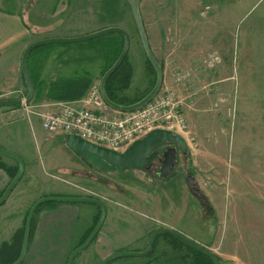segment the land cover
I'll return each instance as SVG.
<instances>
[{"label": "rangeland", "instance_id": "1", "mask_svg": "<svg viewBox=\"0 0 264 264\" xmlns=\"http://www.w3.org/2000/svg\"><path fill=\"white\" fill-rule=\"evenodd\" d=\"M135 1L163 70L157 95L179 102L185 118L184 131L175 130L187 143L185 161L179 155L168 178L156 179L95 156H74L62 135L43 130L40 119L56 111L55 104L85 99L92 86H99L115 60L114 44L122 40L112 34L32 52L28 67L40 68L31 71V101L26 107L0 108V147L24 163L18 188L30 194L31 205L52 195L90 197L105 205L97 237L72 264H98L114 253L141 251L157 229L181 234L220 264H264V0ZM132 18L126 0H0V100L25 98L19 60L30 43L112 26L130 38L128 54L111 80L114 93L125 103L140 100L156 75ZM75 77L89 78L81 98L43 96L54 83ZM0 165L12 179L15 161L0 155ZM16 191L5 203L9 207ZM68 205L77 213L75 236L81 241L98 221L95 205L49 202L39 209ZM170 248L159 238L152 257ZM4 257L0 264L8 263ZM150 258L109 264H144Z\"/></svg>", "mask_w": 264, "mask_h": 264}, {"label": "water", "instance_id": "2", "mask_svg": "<svg viewBox=\"0 0 264 264\" xmlns=\"http://www.w3.org/2000/svg\"><path fill=\"white\" fill-rule=\"evenodd\" d=\"M131 13H132V20H134L135 26H136V32L138 33L140 44L142 46L144 56H146L149 64L151 65L155 71V84L153 88L149 91V93L146 94L142 99L135 102L134 104L130 105H117L113 103L108 97L106 93V84L108 79L112 76V74L117 70V68L120 67V65L123 63L124 59L126 58V55L129 51V43L130 38L127 32H125L124 29L116 26L107 27L100 29L98 31L88 33L81 36H75V37H52V38H46L34 41L30 43L28 46L25 47V49L22 52L20 61V73L22 75L24 85L26 87V96L23 100H0V108L1 107H20L23 103L28 104L33 96V85L28 73V57L29 54L36 48L46 45H63V44H75V43H81L86 41L95 40L104 36L117 34L120 35L123 39V46L122 50L117 56L118 58L116 61L108 68V70L102 75L101 80L99 81V94L103 100V102L106 104V106L110 107L113 110L120 111V112H132L136 111L143 106L146 105V103H149L157 94L158 90H160L162 85V78H163V72L162 68L160 67L159 63L157 62L154 55H152V51L150 49L146 32L144 31L143 21L141 19L140 11L137 2L135 0H126ZM64 144L65 146L71 150L74 153V156H80L84 157V154L95 156L107 164L119 169V170H136L142 171L144 169V164H146L148 161H152L158 158V152L153 151V149L158 145H173L176 146L181 152H186V140L180 136V134L166 129H154L150 132H148L144 137H142L139 140H135L124 152L117 153L108 149H105L103 147H99L90 143H86V141L80 139L79 137L75 135H67L64 138ZM176 148H166L163 153L162 157L163 160L161 161L162 168H161V174L159 177L165 178L167 175L171 173L172 168L174 167V162H176ZM0 155L9 157L11 159H15V161L18 164V169L14 177L11 179L7 187L5 188L4 192L0 196V205L3 204L7 198L9 197V194L13 191L15 188V185H17V182L21 179L23 172H24V163L19 156L13 152H10L8 150L2 149L0 147ZM189 183H191V180H188ZM88 203L95 205L100 210V215L98 218V221L96 222L95 226L93 227V230L91 231V234L87 237L86 240H84V243L77 247L75 250L70 252V255L67 258L66 264H72L74 258L77 254H79L80 251L85 250L92 242L93 239L97 236V234L100 231V227H102L105 217H106V208L103 203H101L100 200L90 198V197H67V196H48V197H41L37 199L32 205H30V209L27 213L25 224H24V230L23 231V237L21 242V248L20 252L17 255V259L11 263V264H21L25 258L27 245H28V239L30 235V229H31V223H32V217L36 211V209L41 206V204L44 203ZM160 235H167L169 237H173L177 240H179L184 245L188 246V248H192L196 250L199 253L204 254L209 260H211L214 264H220L219 260L212 255L209 251H207L204 248H200L197 245H195L193 242L185 238L184 236H181L179 233H175V231L170 229H157L153 231L148 237L147 245L142 251L139 252H119L114 253L109 256H107L104 261L102 260L98 264H109L113 262L114 260L120 259V258H141L146 256L149 253V249H151L155 239L157 236Z\"/></svg>", "mask_w": 264, "mask_h": 264}, {"label": "built area", "instance_id": "3", "mask_svg": "<svg viewBox=\"0 0 264 264\" xmlns=\"http://www.w3.org/2000/svg\"><path fill=\"white\" fill-rule=\"evenodd\" d=\"M99 93L96 84L85 99L55 104L58 109L40 119L43 130L63 137L75 135L86 143L122 153L154 129L183 132L186 128L180 103H173L169 95H156L136 111L120 112L106 106Z\"/></svg>", "mask_w": 264, "mask_h": 264}, {"label": "crops", "instance_id": "4", "mask_svg": "<svg viewBox=\"0 0 264 264\" xmlns=\"http://www.w3.org/2000/svg\"><path fill=\"white\" fill-rule=\"evenodd\" d=\"M65 138V137H64ZM9 169L0 168V196L11 181ZM15 185L14 206L0 205V255L10 262L20 252L25 217L31 196ZM11 192V194L13 193ZM77 213L72 206L40 208L38 217L30 230L25 258L21 264H66L77 234ZM31 238V239H30ZM74 242V243H73Z\"/></svg>", "mask_w": 264, "mask_h": 264}, {"label": "trees", "instance_id": "5", "mask_svg": "<svg viewBox=\"0 0 264 264\" xmlns=\"http://www.w3.org/2000/svg\"><path fill=\"white\" fill-rule=\"evenodd\" d=\"M122 43H123V39L121 40V42L119 44L118 43L114 44L115 47H114V49H112V53H111V56L113 57V59H115L114 62L116 61V59L118 58L117 56H119V54L122 50V46H123ZM36 49H38V48H36ZM32 52L29 54V57L27 59L28 60V62H27L28 66H29V59L31 58ZM38 68H40V66H37V68H35V67L32 68V66H31V69L28 67V73H29L30 79L32 81V84H33V79L31 77V73H32L31 71L34 69L36 71ZM108 68H110V66ZM119 68H117V70L108 79L107 84H106V88H105V90H106L105 94H107V97L113 103H115L117 105H125L126 106V105H130V104H134L135 102L134 103L132 102L130 104L125 103L123 100L119 99L117 97V95L114 93L115 90L112 87V84H111L112 81L111 80L113 79L114 75L118 72ZM107 70L108 69H106V71ZM89 85H90V82H89V78H87V77H84V78L83 77L82 78H76L75 77V78L70 79V80H60V82L54 83V85L49 86L47 89V94L43 95V96L46 99H51V100L73 101V100H77V99L81 98L83 96V94H85V92L87 91ZM127 87H128V81L124 85L123 89H125ZM0 168L6 169V167H4L3 165H0ZM159 238H163L169 244V246L171 247L170 248L171 252L170 253L163 252L159 256L148 259L147 261H145L144 264H214L204 254L199 253L190 247L188 248V246L184 245L179 240H177L173 237H169L167 235H164V236L160 235V236L156 237V239L153 243L152 249H150L151 250L150 254L148 256L153 255V252H154L153 249L155 248L157 239H159ZM17 257H15L12 261L8 262L7 264L13 263L17 259Z\"/></svg>", "mask_w": 264, "mask_h": 264}, {"label": "flooded vegetation", "instance_id": "6", "mask_svg": "<svg viewBox=\"0 0 264 264\" xmlns=\"http://www.w3.org/2000/svg\"><path fill=\"white\" fill-rule=\"evenodd\" d=\"M162 68V67H161ZM162 72H163V70H162ZM156 78V77H155ZM154 86V85H153ZM153 88V87H152ZM151 88V89H152ZM150 89V90H151ZM149 90V91H150ZM149 91H147L148 93H149ZM159 93V92H158ZM147 94V93H146ZM146 96V95H145ZM144 97V96H143ZM142 97V98H143ZM141 98V99H142ZM139 101V100H138ZM168 147H170V148H176V150H175V152H176V162H174V167L172 168V170H171V172L174 170V168H175V166L177 165L176 163L178 162V160H177V157L179 156V155H181L182 156V160H184L185 161V158L187 157V151L186 152H181L176 146H173V145H158V146H156L154 149H153V151H157L158 152V158L157 159H155V160H152V161H148L146 164H144L145 166H144V169L142 170V171H145V172H147L148 174H152V176L153 177H155L156 179H164V180H166L167 178H168V175H167V177H165V178H162V177H159L160 176V174H161V168H162V164H161V161L163 160V157H162V153H163V151L166 149V148H168ZM86 155L87 154H84V157H86ZM12 160H14L15 161V159H12ZM15 163L17 164V162L15 161ZM17 169H18V164H17ZM16 170V169H15ZM16 172H17V170H16ZM16 174V173H15ZM171 174V173H170ZM23 176V175H22ZM22 178V177H21ZM21 180V179H20ZM19 180V181H20ZM18 184V183H17ZM74 197H78V196H74ZM34 203V202H33ZM32 203V204H33ZM31 207V206H30ZM40 207V206H39ZM39 207L36 209V211L39 209ZM30 209V208H29ZM29 209H28V211H29ZM99 210V209H98ZM28 211H27V213H28ZM35 211V212H36ZM39 211V210H38ZM35 214V213H34ZM99 215H100V210H99ZM26 216H27V214H26ZM34 216V215H33ZM26 218V217H25ZM24 218V219H25ZM26 220V219H25ZM32 220H33V218H32ZM32 226H33V221H32V223H31V229H32ZM95 226V225H94ZM30 229V230H31ZM93 230V227H92V229H91V231ZM31 232V231H30ZM90 234H91V232H90ZM98 235V234H97ZM151 235V234H150ZM150 235H149V237H150ZM89 236V232H88V234H87V236L85 237V239H82L81 241H77L76 240V243L74 244V246H73V248L71 249V251L70 252H72L73 250H75L77 247H79L80 245H82L83 243H84V240H86L87 239V237ZM97 237V236H96ZM95 237V238H96ZM148 238V237H147ZM149 239V238H148ZM93 241H94V239H93ZM148 241V240H147ZM146 245H147V242H146ZM153 246V245H152ZM89 247V246H88ZM146 247V246H145ZM144 247V248H145ZM143 248V249H144ZM151 249H152V247H151ZM150 250V249H149ZM141 251H142V249H141ZM151 251V250H150ZM150 251H149V253L146 255V256H144L145 258L146 257H151V258H154V257H156V256H148L149 254H150ZM69 252V253H70ZM139 252V251H138ZM70 255V254H69ZM150 258V259H151Z\"/></svg>", "mask_w": 264, "mask_h": 264}]
</instances>
